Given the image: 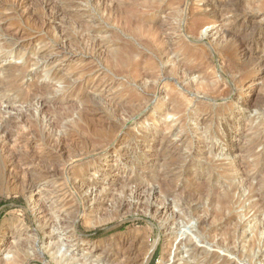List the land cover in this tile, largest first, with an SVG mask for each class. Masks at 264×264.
<instances>
[{"label": "rangeland", "instance_id": "rangeland-1", "mask_svg": "<svg viewBox=\"0 0 264 264\" xmlns=\"http://www.w3.org/2000/svg\"><path fill=\"white\" fill-rule=\"evenodd\" d=\"M223 1L0 0V144H2L0 146L2 149L0 150V236H2L3 223L12 222V226L8 227L6 244L2 245L0 242V251L3 252L4 257L9 251L15 252L17 244L22 241L27 243L24 244L27 258L25 263L21 264H66L58 261L59 255L51 249L50 244L56 240L63 244L68 257H74L68 264L82 262L104 264L102 260L104 256L108 255L114 260L119 250L118 241L127 239L128 243L131 242L136 246L132 258L137 259V264H140L139 260L143 258L149 245L155 243L156 250L149 264H172L174 261L175 264H205L206 259L209 258H212L214 264H264V206L258 203L260 200L258 196L252 195V188L263 185L260 182L264 181V13L252 10V4L257 3L258 0H239L238 3L241 5L236 3V0ZM243 1L246 4H243ZM248 4L253 12H248L250 10ZM212 6L216 10L215 18L210 15ZM240 6H243L242 10ZM246 16L251 17L248 22L249 29L244 30L240 26L234 28V18L244 20ZM199 19H202V22L196 31L195 25ZM253 27L258 29L256 35L250 31ZM228 29L232 30L235 39L225 33ZM166 40L171 41L172 55L164 51L163 45ZM183 46H189L194 53L205 51L206 58L194 62L196 65L201 63L206 65L205 67L202 65L203 72L187 75L184 70L178 68L179 61L184 57L181 50ZM246 47L252 52L253 58L250 63L243 54ZM171 68L177 69L178 72L168 80ZM153 73H155L154 79L150 76ZM183 73L185 76L181 79ZM207 80L216 86L215 93L211 96L198 88L201 82L207 83ZM168 83H175L179 85L178 88L187 87L185 91H188L186 94L191 102L186 107L185 121L181 118V114L165 113L170 101ZM150 84L155 86L153 91L148 89ZM39 88L49 99L44 106L37 105L35 101L30 103L28 98ZM81 95H85L84 100L88 99L85 105L79 101ZM116 105H119L118 110ZM83 107H88L87 112L90 111L83 112L81 109ZM27 109L31 112H28L30 116L27 115L24 120H19L18 115L23 111L26 112ZM80 114L84 117L79 118ZM210 115L214 118H211L214 120L213 123L204 124L203 121L209 119ZM88 119L91 122H88ZM50 123L56 125L47 127ZM94 129L97 130L98 135L94 134L96 132ZM100 132L106 133L103 136L99 135ZM64 133L72 135L70 136L72 145L69 144L70 140L65 144L69 146L70 155L73 157L68 153L57 157L50 145L58 135ZM6 134L8 135L5 136ZM112 135L115 139L110 142ZM2 139H6L3 140L5 143ZM90 141L95 142L94 145L88 144ZM122 141L124 143L120 146ZM13 143L17 145L16 148L11 147ZM91 147L93 151L90 150ZM99 148L104 149L105 152L101 153ZM81 149L83 152L80 151ZM173 151L177 157L193 159L196 163L186 170L178 169L184 172L182 180H179L183 190L188 191L194 187L195 182L192 180L194 176L197 181L213 182L218 191L220 187L221 192L223 185L233 183L235 187L231 208L226 214L233 219L224 222L227 216L218 210V205L213 209L209 208L210 213L213 210L214 214L212 218L208 216L207 229L213 227L218 229L211 233L205 232L206 238L199 237L193 240L199 249L195 257L192 255L193 243L187 240L195 231L196 220H192V224L187 223L186 218L181 217L182 207L180 205L176 207L173 198L161 192L158 184L151 180L156 172H166L162 167L163 157ZM9 152L14 154L16 152L18 156L15 154L14 157L25 160L19 161L15 158L19 163L29 162L37 156L42 166L48 165L53 170L56 168L55 171L63 169L66 162L78 165L77 160L88 158L82 162L89 164L88 170L84 176L82 175L83 177L74 178L73 183L77 186L88 184L94 186V191L90 190L88 193L91 194L90 197L95 196L96 193H100L99 195L114 193L118 197L123 190L121 186L126 181H135L146 186L142 188L139 196L133 192L134 195L124 198L127 203L133 202L130 209L122 211L124 216L120 219L124 222L115 219L107 223L91 225L87 215L91 214L90 206H93L94 202L90 200V203H83L82 210L85 213H81L76 222L77 242L71 241L70 232L64 229L63 221L61 224L60 219L59 231L56 230L55 237L51 239L48 234L51 229L42 222V214L38 206L32 205L28 199L27 195L30 193L21 192L20 184L15 189L16 193L14 190L8 192L12 187L5 174L11 156ZM81 152L84 154L82 155ZM73 153L80 158L75 157ZM88 154H94L93 158H89ZM41 159L46 160L45 163ZM175 167L179 165L175 164ZM261 168L263 173L259 172ZM196 170L200 173L194 174ZM209 170L213 171L215 177L208 174ZM18 175L22 180L21 171ZM169 176L171 177L172 174H168ZM62 178L63 176L57 174L51 178L37 176L38 181H35L38 183V188L32 193L39 198L40 191L50 192L65 184ZM70 183L68 185L71 186ZM261 188L264 191V187ZM127 189L125 188L124 191ZM76 197L73 195L67 199L68 208L73 201L76 202ZM262 200L264 201V198ZM199 201H193L191 206L197 205ZM138 202L142 203V206L133 207ZM161 202L164 205L169 204L170 207L165 211ZM203 208L201 206L199 209L203 210ZM200 215L204 217L202 212ZM174 217H176L175 221ZM225 223L227 225H224ZM237 227V232H234ZM63 230L66 231L65 234L62 233ZM257 231L261 233L257 234ZM179 233L184 235L180 237ZM177 234L180 238L176 241ZM211 238L212 241L208 240ZM181 239L185 241L180 244ZM173 242L180 247L172 255L177 254V256L172 260L170 256L163 262L165 254H168L167 249L172 250L170 244ZM115 263L120 264V260Z\"/></svg>", "mask_w": 264, "mask_h": 264}, {"label": "bare ground", "instance_id": "bare-ground-1", "mask_svg": "<svg viewBox=\"0 0 264 264\" xmlns=\"http://www.w3.org/2000/svg\"><path fill=\"white\" fill-rule=\"evenodd\" d=\"M22 1H24V0H22ZM129 1H131V0H129ZM187 1V0H186ZM210 1V0H209ZM223 1V0H222ZM230 1V0H229ZM13 2H15V1H13ZM214 2V1H213ZM224 2V1H223ZM228 2V1H227ZM231 2V1H230ZM238 2H240L239 0H236V3H238ZM16 3V2H15ZM22 2H20V4H21ZM211 3V2H210ZM235 3V2H234ZM243 4L245 3L246 4V2H242ZM19 4V3H18ZM25 4V3H24ZM224 4V3H223ZM229 4V3H228ZM227 4V5H228ZM239 4V3H238ZM237 4V5H238ZM17 5V4H16ZM43 5V4H42ZM186 5V4H185ZM188 5V4H187ZM204 5V4H203ZM212 5H213V3H212ZM218 5V4H217ZM239 5H241V3L239 4ZM238 5V6H239ZM15 6V5H14ZM19 6V5H18ZM21 6H22V4H21ZM26 6V5H25ZM208 6H210V5H208ZM222 6V5H221ZM237 6V7H238ZM243 6H245V5H243ZM242 6V7H243ZM24 7V6H23ZM161 7V6H160ZM205 7V6H204ZM234 7V6H233ZM232 7V8H233ZM236 7V8H237ZM241 7V6H240ZM242 7L240 8L241 10H242ZM252 7H253V9L252 10H258L257 12H259V11H261V12H263L264 13V0H258L257 1V3H254V4H252ZM252 7H250L249 6V4H248V9H250L248 12H253V11H251V8ZM18 8V7H17ZM22 8V7H21ZM219 8V7H218ZM228 8H230V7H228ZM231 8V9H232ZM246 8V7H245ZM185 9H186V7H185ZM198 9V8H197ZM214 9V10H213ZM235 9V8H234ZM28 10V9H27ZM186 10H188V9H186ZM204 10H205V8H204ZM215 8L212 6L211 7V13L212 14H210V15H212L213 16V18H215L214 16V13H215ZM239 11V10H238ZM116 12V11H115ZM120 12V11H119ZM233 13H234V11H232ZM23 13V12H22ZM188 13V12H187ZM187 13H185L186 15H187ZM222 12H219V14H221ZM25 14V13H24ZM126 14V13H125ZM217 15H219L218 13H216ZM262 15V14H261ZM183 16V15H182ZM208 16V15H207ZM120 17V16H119ZM219 17V16H218ZM181 18H183V17H181ZM185 18V17H184ZM251 17H249V16H246V18L244 19V20H237V17L236 18H234V28L235 27H237V26H240V27H243L244 28V30L246 29H249V24H248V22L251 20L250 19ZM181 20V19H180ZM202 19H199V20H197V22H196V25H195V30L197 31L198 29H199V25H201V21ZM178 21V20H177ZM44 22V21H43ZM179 22V21H178ZM155 23V22H154ZM180 23H181V21H180ZM233 23V22H232ZM134 24H135V22H134ZM145 24V23H144ZM148 24H150V23H148ZM152 24V23H151ZM159 24V23H158ZM153 25V24H152ZM160 25V24H159ZM194 25V24H193ZM155 26V25H154ZM164 26V25H163ZM184 26V25H183ZM191 26H192V23H191ZM160 27V26H159ZM233 27V26H232ZM185 28V27H184ZM177 29V28H176ZM179 29V28H178ZM232 29V28H231ZM160 30V29H159ZM234 30V29H233ZM236 30V29H235ZM161 31V30H160ZM164 31V30H163ZM251 33L253 34V35H256V33L258 32V29L256 28V27H253V28H251ZM249 31V32H250ZM178 32V31H177ZM180 32V31H179ZM185 32V31H184ZM239 32V31H238ZM165 33H167V32H165ZM225 33L228 35V36H230V37H232V38H234L235 37V35H233V33H232V30H230V29H228V30H226L225 31ZM255 33V34H254ZM260 34L262 33L261 32V30H260V32H259ZM168 34V33H167ZM182 34V33H181ZM185 34V33H184ZM184 34H182V35H184ZM242 34V33H241ZM153 35V34H152ZM165 35V34H164ZM176 35V34H175ZM174 35V36H175ZM189 35V34H188ZM246 35V34H245ZM226 36V35H225ZM237 36V35H236ZM249 36V35H248ZM182 37H184V36H182ZM189 37V36H188ZM191 37H192V35H191ZM194 37V36H193ZM241 37V36H240ZM239 37V38H240ZM246 37V36H245ZM244 37V38H245ZM226 39H227V37H225ZM229 38V37H228ZM2 39V38H1ZM171 39V38H170ZM174 39V38H173ZM224 39V38H223ZM235 39V38H234ZM233 39V40H234ZM237 39V38H236ZM3 40V39H2ZM185 40H186V38H185ZM220 40H222V39H220ZM238 40V39H237ZM222 42V41H221ZM229 42V41H228ZM237 42V41H236ZM241 42V41H240ZM218 43V42H217ZM246 43V42H245ZM13 44V43H12ZM17 44V43H16ZM190 44V43H189ZM8 45V44H7ZM151 45V44H150ZM248 45V44H247ZM11 46V45H10ZM238 46H239V44H238ZM243 46V45H242ZM4 47H5V45H4ZM163 47H164V51L165 52H167V53H169V54H171V53H173V48H172V44H171V41L170 40H166L165 41V43H164V45H163ZM156 48V47H155ZM249 48V47H248ZM182 51H183V55H184V57H183V59H181L180 61H179V66H178V68L179 69H181V70H184L183 72H185L187 75H192V74H196V72H203V69H202V65H204V67L206 66L204 63H201V64H198V65H196L194 62H195V60L197 61V60H199V59H201V60H204L205 58H206V53H205V51H200V52H198V53H194V52H191V48L189 47V46H183L182 47V49H181ZM204 50V49H203ZM163 52V51H162ZM245 56H246V59L248 60V62L250 63V62H252V52H251V50L250 49H247V47L245 48V50H244V53H243ZM164 55V54H163ZM172 55V54H171ZM170 55V56H171ZM163 57V56H162ZM174 60V59H173ZM176 60V59H175ZM246 61V60H245ZM176 62V61H175ZM174 64V63H173ZM177 64V63H176ZM229 68V67H228ZM161 69V68H160ZM140 71V70H139ZM122 72V71H121ZM143 72V71H142ZM177 69H174V68H171V70H170V72L168 73V80L170 79V77L172 76V75H176L177 74ZM207 72V71H206ZM228 72V71H227ZM55 73V72H54ZM180 73V72H179ZM185 73H183V75L182 76H180V78L181 79H183L184 78V74ZM181 74V73H180ZM112 75V74H111ZM115 75V74H114ZM151 76V78L152 79H154L155 78V73H153V74H151L150 75ZM148 76L146 75V78H147ZM174 77V76H173ZM188 76H186V78H187ZM55 78V77H54ZM57 78V77H56ZM144 78H145V76H144ZM162 78V77H161ZM120 79H122V78H120ZM174 79V78H173ZM67 80V79H66ZM110 80V79H109ZM188 80H189V78H188ZM192 80V79H191ZM161 81V80H160ZM159 81V82H160ZM173 81V80H172ZM185 81V80H184ZM169 82V81H168ZM179 82H180V79H179ZM183 82V81H182ZM139 83H140V81H139ZM193 83V82H192ZM182 84V83H181ZM187 84V83H186ZM69 85V84H68ZM73 85V84H72ZM134 85V84H133ZM142 85H144V84H142ZM155 85L157 86V84L155 83ZM63 86V85H62ZM167 86L170 88V90H169V95H170V98H169V107L166 109V114H170V113H174V114H181L182 116H181V118L185 121L186 120V107L188 106V104L191 102L190 101V99L188 98V96H187V94H186V91H185V88H187V87H185V88H178L179 87V85L177 86L175 83H168L167 84ZM135 87V86H134ZM154 84H150V87H148V89L150 90V91H153L154 90ZM223 87V86H222ZM38 88V87H37ZM141 88V87H140ZM161 88V87H160ZM198 88L199 89H202L203 90V92H206L205 94H208L209 96H211V95H213L215 92H214V90H215V88H216V86L214 85V84H212V83H210V80L208 81L207 80V83H204V82H201L200 83V85L198 86ZM82 89V88H81ZM80 89V90H81ZM135 89H137V87L135 88ZM163 89H164V87H163ZM29 90V89H28ZM27 90V91H28ZM38 91H36V93H33L30 97H28L29 98V100H30V103H35V102H37V105L39 104H41V105H43L44 106V104H46V103H48V100L49 99H47V97H45V95L43 94V93H41V91L42 90H40V88L39 89H37ZM141 90H142V88H141ZM159 90V89H158ZM196 90V89H195ZM223 90V89H222ZM67 91V90H66ZM142 92V91H141ZM156 92H157V90H156ZM159 92V91H158ZM188 92V91H187ZM82 93H85V92H82ZM143 94V93H142ZM146 94V93H145ZM160 94V93H159ZM159 94H158V96H159ZM191 95H192V93H190ZM199 94H201V93H199ZM203 94V93H202ZM77 95V94H76ZM90 95V94H89ZM150 95V94H149ZM204 95V94H203ZM85 96V95H84ZM84 96L83 95H81L80 97H79V101L81 102V104L82 105H85L87 102L86 101H88V99H85L84 100ZM148 96V95H147ZM200 96V95H199ZM205 96V95H204ZM208 96V97H209ZM90 97H91V95H90ZM149 97V96H148ZM162 97V96H161ZM190 97V96H189ZM194 98H195V96H194ZM213 98V97H212ZM153 99H155V98H153ZM220 99V98H219ZM108 100V99H107ZM149 100V99H148ZM35 101V102H34ZM90 101V100H89ZM210 101H211V99H210ZM50 102V101H49ZM71 102V101H70ZM93 102V101H92ZM114 102V101H113ZM153 102V101H152ZM194 102V101H193ZM208 102V101H207ZM29 103V104H30ZM73 103V102H72ZM94 103H96V102H94ZM107 103H110V102H107ZM136 103V102H135ZM150 103V102H149ZM206 103V102H205ZM204 103V104H205ZM217 103V102H216ZM263 103V102H262ZM52 104V103H51ZM55 104H56V102H55ZM80 104V103H79ZM103 104V103H102ZM113 104V103H112ZM123 104V103H122ZM142 104H144V103H142ZM166 104V103H165ZM40 105V106H41ZM49 105V104H48ZM70 105V104H69ZM68 105V106H69ZM76 105V104H75ZM89 105V104H88ZM87 105V106H88ZM104 105H105V102H104ZM115 105V104H114ZM113 105V106H114ZM167 105V104H166ZM209 105H211V104H209ZM215 105V104H214ZM224 105H226V104H223V106ZM30 106V105H29ZM100 106V105H99ZM107 106V105H106ZM109 106V105H108ZM135 106V105H134ZM216 106V105H215ZM252 106V105H251ZM105 107V106H104ZM120 107H123V106H120ZM219 107V106H218ZM221 107V106H220ZM27 108H28V106H27ZM68 108H70V107H68ZM87 108L88 107H83V108H81V109H83V112H84V110H86V112H87ZM106 108H108V107H106ZM118 108H119V105H116V109L118 110ZM124 108V107H123ZM136 108V107H135ZM37 109V108H36ZM116 109H114V110H116ZM121 109V108H120ZM119 109V110H120ZM128 109V108H127ZM223 109V108H222ZM38 110V109H37ZM89 110V109H88ZM94 110V109H93ZM108 110H112V108H108ZM143 110H144V108H143ZM217 110V109H216ZM224 110V109H223ZM90 111V110H89ZM88 111V112H89ZM100 111H102V110H100ZM126 111H128V110H126ZM126 111H124V112H126ZM129 111H131V110H129ZM28 112H30V110L29 109H27L26 110V112H22L20 115H18V116H20L19 117V120L20 119H23V118H27L26 116L28 115ZM35 112V111H34ZM38 112V111H37ZM41 112V111H40ZM39 112V113H40ZM44 112V111H43ZM87 112V113H88ZM97 112H98V110H97ZM112 112V111H111ZM114 112V111H113ZM132 112V111H131ZM140 112V111H139ZM211 112V111H210ZM17 113V112H16ZM31 113V112H30ZM77 113H80V112H77ZM116 113V112H115ZM128 113V112H127ZM126 113V114H127ZM15 114V113H14ZM19 114V113H18ZM44 114H46V113H44ZM91 114V113H90ZM125 114V113H124ZM198 114V113H197ZM212 115H213V113H211ZM13 115V114H12ZM17 115V114H16ZM85 115V114H84ZM112 115H113V113H112ZM129 115V114H128ZM134 115V114H133ZM199 115V114H198ZM11 116V115H10ZM9 116V117H10ZM28 116H30V115H28ZM79 116V115H78ZM77 116V117H78ZM81 116H83L82 114H80V117L79 118H81ZM162 116V115H161ZM202 116V115H201ZM223 116V115H222ZM12 117V116H11ZM17 117V116H16ZM46 117V116H45ZM51 117V116H50ZM84 117V116H83ZM163 117V116H162ZM38 118V117H37ZM75 118V117H74ZM211 118H213V117H211V115H210V118L209 119H206V120H204L203 122H204V124H212L213 123V119H211ZM17 119V118H16ZM42 119V118H41ZM49 119V118H48ZM84 119H86V117L84 118ZM83 119V120H84ZM90 119H92V118H90ZM114 119V118H113ZM120 119V118H119ZM125 119V118H124ZM130 119V118H129ZM128 119V120H129ZM199 119V118H198ZM19 120H17V121H19ZM24 120V119H23ZM40 120V119H39ZM45 120V119H44ZM81 121H82V119H80ZM89 120V119H88ZM94 120V119H93ZM131 120V119H130ZM182 120V121H183ZM26 121V120H25ZM53 121V120H52ZM52 121H51V123H52ZM116 121V120H115ZM114 121V122H115ZM122 121V120H121ZM9 122V121H8ZM24 122V121H23ZM42 122V121H41ZM46 122V121H45ZM45 122H44V124H45ZM83 122H85V121H83ZM88 122H91L90 120L88 121ZM93 122V121H92ZM100 122V121H99ZM105 122V121H104ZM154 122V121H153ZM19 123V122H18ZM47 124H48V122H46ZM49 124L47 127H54L53 125H56V124ZM94 123V122H93ZM157 123V122H156ZM87 124V123H86ZM92 124V123H91ZM198 124H199V122H198ZM231 124V123H230ZM9 125V124H8ZM68 126V125H67ZM77 126V125H76ZM88 126V125H87ZM92 126V125H91ZM94 126V125H93ZM96 126V125H95ZM103 126H105V125H103ZM108 126V125H107ZM154 126V125H153ZM162 126V125H161ZM185 126H186V123H185ZM202 126V125H201ZM228 126V125H227ZM46 127V128H47ZM70 127V126H69ZM68 127V128H69ZM82 127V126H81ZM6 128V127H5ZM4 128V129H5ZM72 128L73 129H75L73 126H72ZM91 128H93V127H91ZM109 128V127H108ZM108 128H107V130H108ZM116 128V127H115ZM173 128V127H172ZM7 129V128H6ZM55 129V128H54ZM104 129V128H103ZM102 129V130H103ZM110 129H112V128H110ZM124 129V128H123ZM162 129V128H161ZM175 129V128H174ZM227 129V128H226ZM264 129V128H263ZM69 131H71L70 129H68ZM77 130V129H76ZM95 130V129H94ZM93 130V131H94ZM101 130V129H100ZM100 130H98V131H100ZM105 130V129H104ZM115 130V129H114ZM121 130V129H120ZM126 130V129H125ZM153 130V129H152ZM29 131V130H28ZM48 131V130H47ZM75 131V130H74ZM79 131V130H78ZM92 131V132H93ZM96 132H94V134L95 135H98V132H97V130H95ZM2 132V131H1ZM6 132V131H5ZM5 132H3V133H5ZM8 132H9V130H8ZM7 132V133H8ZM53 132V131H52ZM61 132V131H60ZM59 132V133H60ZM128 132V131H127ZM155 132V131H154ZM164 132V131H163ZM177 132V131H176ZM184 132V131H183ZM222 132V131H221ZM47 133H49V132H47ZM62 133V132H61ZM70 133V132H69ZM79 133V132H78ZM82 133V132H81ZM105 133L106 132H100L99 133V135L100 134H102L103 136L105 135ZM114 133V132H113ZM126 133V132H125ZM148 133V132H147ZM152 133H153V131H152ZM215 133H216V131H215ZM263 133H264V131H263ZM43 134V133H42ZM209 134V133H208ZM8 134H6L5 136H7ZM49 135V134H48ZM81 135H83V134H80V136ZM84 135H85V133H84ZM95 135H93V136H95ZM109 135V134H108ZM107 135V136H108ZM146 135V134H145ZM151 135V134H150ZM181 135V134H180ZM215 135V134H214ZM4 136V135H3ZM2 135H1V137H3ZM4 136V137H5ZM9 136H10V133H9ZM8 136V137H9ZM70 136H72V135H70ZM70 136H69V134L68 133H64V134H60V135H58V137H57V139H55L54 141H53V143H49L50 145H51V147L53 148V150H55V154L57 155V157L58 156H61V155H64V153H68L69 155L71 154V152H70V150L68 149V147H67V145L65 144V143H67L68 142V140H70ZM92 136V135H91ZM217 136V135H216ZM262 136V135H261ZM13 137V136H12ZM17 137V136H16ZM116 137V136H115ZM182 137V136H181ZM184 137V136H183ZM192 137V136H191ZM219 137V136H218ZM263 137V136H262ZM261 137V138H262ZM11 138V137H10ZM82 138H83V136H82ZM103 138V137H102ZM117 138V137H116ZM152 138V137H151ZM12 139V138H11ZM11 139H9V140H11ZM17 139V138H16ZM45 139V138H44ZM75 139V138H74ZM86 139H87V137H86ZM85 139V140H86ZM115 138L113 137V135H112V137L109 139V141L111 142V141H113ZM3 140H6V139H2V141ZM85 140H83V141H85ZM88 140V139H87ZM103 140H105V139H103ZM227 140V139H226ZM226 140H224V141H226ZM1 141V142H2ZM13 141H15V139L13 138ZM52 141V140H51ZM74 141V140H73ZM80 141H81V139H80ZM89 141V140H88ZM115 141H117V140H115ZM183 141V140H182ZM4 143H5V141H3ZM6 142H8V141H6ZM10 142V141H9ZM12 142V141H11ZM49 142V141H48ZM77 142H79V141H77ZM47 143V142H46ZM71 143V145H72V142H71V140H70V142H69V144ZM94 143L95 142H91L90 141V143H88V144H90V145H94ZM108 143V142H107ZM124 142L122 141V143H120V146H122V144H123ZM48 144V145H49ZM80 144H81V142H80ZM87 144V143H86ZM87 144V145H88ZM111 144V143H110ZM226 144V143H225ZM2 144H0V146H1ZM5 145V144H4ZM14 145V146H13ZM13 145L11 146V147H15V143H13ZM20 145V144H19ZM26 145V144H25ZM83 145V144H82ZM171 145V144H170ZM169 145V146H170ZM184 145V144H183ZM17 146V145H16ZM26 146H29V144L28 145H26ZM46 146V145H45ZM77 145H75V147H76ZM84 146V145H83ZM100 146V145H99ZM102 146V145H101ZM114 146V145H113ZM119 146V147H120ZM232 146H234V144L232 145ZM236 146H238V145H236ZM263 146V145H262ZM4 147V146H3ZM10 147V148H11ZM78 147V146H77ZM88 147V146H87ZM86 146H85V148H87ZM90 147V146H89ZM16 148V147H15ZM72 148V147H71ZM74 148V147H73ZM80 148H82V147H80ZM84 148V147H83ZM117 148V147H116ZM164 148V147H163ZM180 148V147H179ZM229 148V147H228ZM6 149V148H5ZM12 149V148H11ZM78 149V148H77ZM100 149V148H99ZM0 150H2L1 148H0ZM4 150V149H3ZM8 150H9V148H8ZM13 150H15V149H13ZM75 150V149H74ZM74 150H72V151H74ZM85 150V149H84ZM90 150H92V147H91V149ZM101 150V153H103V152H105L104 151V149H100ZM100 150H98L97 149V151L98 152H100ZM135 150V149H134ZM151 150V149H150ZM212 150V149H211ZM6 151V150H5ZM16 151V150H15ZM24 151H26V150H24ZM27 151H28V149H27ZM80 151H82V149L80 150ZM93 151V150H92ZM117 151V150H116ZM155 151V150H154ZM177 151V150H176ZM214 151V150H213ZM230 151V150H229ZM14 152V151H13ZM10 153L11 154V156L9 157V159H8V157H6L7 159H8V167H6L7 168V173H5V174H7V178L6 179H8L9 180V184L12 186L11 187V190H9L8 192H10V191H15V189L16 188H18V186H19V184L21 185L20 186V191L21 192H23V193H25V194H27L28 192L30 193L29 195H27L28 196V199H29V201H30V203L32 204V205H37L38 206V210H39V212H40V214H42V222L43 223H45V225H46V227H48L49 229H51V230H49V232H48V234H49V238H53V237H55L54 235V232L57 230V231H59V228H58V225H59V219H60V221H61V224H62V221H63V226H64V229L65 230H69V232H70V237L72 238L71 239V241L72 242H77V226H76V222H77V220H78V218H79V216H80V214L81 213H85L83 210H82V208H83V203H88L90 200H92V202H94L92 205L93 206H90V213L91 214H89V215H87V219H88V221H89V223L91 224V225H98V224H103V223H107V222H109V221H112V220H115V219H119L120 220V222H124L123 221V219H120V218H122L123 216H124V213H122V211H124V209H130L129 207H131V205H132V203H127V201L125 202V200H124V198H126V196H129V197H131V195H134L133 194V192H135V194H138V196H139V194H140V191L142 192V188H144L145 186L143 185V184H138V183H136L135 181H126V183H124L122 186H121V188L123 189L122 190V192H121V195L120 196H118V197H116L117 195H115L114 193H103L102 195H99L100 193H96V195L95 196H93V197H90L91 196V194L89 195L88 193H89V191L91 190L92 192L94 191L93 189L95 188L94 186H92V185H79V186H77V184L75 185V183H73V179L74 178H77L78 176H84L85 175V172L88 170V168H89V164L87 163V164H85V163H82V162H84L83 160L84 159H88V158H80L79 156L77 157V156H75L74 155V153H73V155L75 156V157H77V158H80L79 160H77V162H78V165L76 164L75 165V163H67L66 162V164H65V166L63 167V169H60V171H55V169L56 168H54V170L52 169V168H49L48 167V165H47V167H44V166H42V162H40V160H38L39 158L36 156V157H34V158H32V159H30L31 161H29V162H24V163H19V162H17L16 160H15V158L16 157H14V155L16 154V152H15V154L14 153ZM21 152V151H20ZM70 152V153H69ZM77 152H79V150L77 151ZM76 152V153H77ZM83 152V151H82ZM81 152V153H82ZM86 152H87V150H86ZM90 152V151H89ZM159 152H160V150H159ZM2 153V152H1ZM8 153V154H9ZM23 153V152H22ZM25 153V152H24ZM27 153V152H26ZM50 153V152H49ZM9 154V155H10ZM29 154V153H28ZM84 153H82V155H83ZM97 154V153H96ZM100 154V153H99ZM148 154V153H147ZM217 154V153H216ZM5 155V154H4ZM17 155V154H16ZM51 155H53V153L51 154ZM78 155H79V153H78ZM81 155V154H80ZM89 155V154H88ZM94 155V154H93ZM93 155L92 154H90L89 155V158H93ZM18 156V155H17ZM67 156V155H66ZM71 156V155H70ZM87 156V155H86ZM98 156V155H97ZM193 156V155H192ZM19 157H20V155H19ZM71 157H73V156H71ZM74 157V158H75ZM159 157H161L160 155H159ZM29 158V157H28ZM47 158H48V156H47ZM61 158V157H60ZM99 158V157H98ZM206 158V157H205ZM16 159H18V157L16 158ZM21 159V158H20ZM71 158H69V160H70ZM19 160V159H18ZM21 160H23V159H21ZM21 160H19V161H21ZM42 160V159H41ZM61 160V159H60ZM75 160V159H74ZM23 161H25V160H23ZM22 161V162H23ZM42 161H44V160H42ZM46 161V160H45ZM45 161L43 162V163H45ZM52 161V160H51ZM94 161V160H93ZM92 161V162H93ZM160 161V160H159ZM70 162H71V160H70ZM76 162V163H77ZM98 162V161H97ZM41 163V164H40ZM198 163V162H197ZM260 163V162H259ZM175 164H178L179 165V167H175ZM45 165V164H44ZM54 165V164H53ZM191 165H196V163H195V161H193V159L191 160H187V158H179V157H177V154H175V151H173V152H170L169 154L167 153L166 155H165V157H163V163H162V167L163 168H165V170H166V172H161V173H159V172H153V173H155L152 177H151V180H152V182H155V183H157L158 184V186H159V190L161 191V192H163L165 195H167L168 197H171V198H173V201H174V204H176V207H179L178 205H180L181 207H182V209H181V211H182V218H186V220H187V223H190V224H192L191 223V221L192 220H196V223L197 224H195L194 225V228H195V231H194V233H192V235L190 236V238L188 237V242L190 241V242H192L193 243V247H192V255L195 257L196 255H197V250H199L198 249V245H197V243H194V239H196V238H206V234H205V232H213V231H216L217 229H218V227H213V228H210V229H207V219H208V216L209 217H211L213 214H214V211L212 210V212L210 213V211H209V208H214V206L215 205H218V210H220V211H222L223 213H225V216H227L226 214H227V212H229V210H230V208H231V198H232V194H233V191H234V184L233 183H231V184H229V185H227V186H225V185H223L222 187H223V189H222V192L220 191V187H219V191H218V189L216 188V186L215 185H213V182H210V181H197L196 179V177L194 176L193 177V181L195 182L194 183V187H192L191 189H188V191L187 190H183V187H182V185H179V180H182L181 178L183 177L182 175H183V173L184 172H182V171H178V169H188V167L189 166H191ZM99 166V165H98ZM61 167V166H60ZM159 167V166H158ZM234 167V166H233ZM3 169V168H2ZM4 169H5V166H4ZM139 169V168H138ZM137 170V169H136ZM159 170V169H158ZM19 171H21L22 172V176L21 177H23V178H21L22 180H20L19 179V175H21V174H19L18 175V172ZM90 171V170H89ZM102 171V170H101ZM263 171V169L261 168L260 170H259V172L261 173ZM195 172V173H194ZM193 173L194 174H198V173H200V171H194ZM172 174V176L170 177H168V174ZM188 173V172H187ZM263 173V172H262ZM61 175V176H63V180L65 181V184H62L61 186H58L56 189H52V190H50V192L48 191V192H44V191H40L39 192V198H36L35 196H34V194L32 193L34 190H36L37 188H38V183L36 182V181H38V180H36V177L37 176H39V177H41V178H51V176H53V175ZM208 174L210 175V176H214L215 177V175H214V173H213V171L212 170H209L208 171ZM206 175V174H205ZM82 176V177H83ZM88 176V175H87ZM60 177V176H59ZM148 177H150V176H148ZM147 177V178H148ZM220 178H222V177H220ZM40 179V178H39ZM201 179V178H200ZM36 180V181H35ZM191 180V179H190ZM58 181V180H57ZM122 181V180H121ZM138 181V180H137ZM185 181V180H184ZM249 181V180H248ZM71 182V183H70ZM113 182V181H112ZM219 182V181H218ZM53 183V182H52ZM71 184V186L70 185H68V184ZM247 183V182H246ZM260 183H263V185H259V187H254V188H252V195H254V196H258L259 198H260V200L258 201V203H260V204H263V206H264V201L262 200V198H264V191H262V188L261 187H264V181H262V182H260ZM84 184V183H83ZM110 184V183H109ZM118 184V183H117ZM215 184V183H214ZM248 184V183H247ZM114 186H116V185H114ZM220 186H221V184H220ZM48 187V186H47ZM60 187H62L61 189H60ZM109 187V186H108ZM221 187V188H222ZM110 188V187H109ZM108 188V189H109ZM115 188V187H114ZM125 188H128L127 189V191H124L125 190ZM239 189V188H238ZM19 191V190H18ZM19 191V192H20ZM104 191H106V190H104ZM111 191V190H110ZM8 192H6V193H8ZM17 191H15V193H16ZM36 192V191H35ZM97 192V191H96ZM114 192V191H113ZM22 193V194H23ZM3 194H5V193H3ZM11 194V193H10ZM73 195H76L77 197H76V199L78 200H76V202L74 203V201H73V204L71 205V207H69L68 208V201H67V199L70 197V196H73ZM94 195V194H93ZM2 196V195H1ZM133 197V196H132ZM136 197V196H135ZM157 197H158V195H157ZM166 196H164V198H165ZM74 198V197H73ZM91 198V199H90ZM138 198V197H137ZM159 198V197H158ZM163 198V197H162ZM171 198H169V199H171ZM70 199V198H69ZM235 199H236V197H235ZM198 200H200L199 201V203L197 204V205H195V206H191V203L193 202V201H195V202H198ZM28 201V202H29ZM143 201V200H142ZM167 201H169V200H167ZM171 201V200H170ZM252 201V200H251ZM166 202V201H165ZM201 202V203H200ZM90 203V202H89ZM135 203V202H134ZM162 203V202H161ZM170 203V202H169ZM257 203V204H258ZM163 204V203H162ZM81 205H82V207H81ZM90 205V204H89ZM148 205H149V203H148ZM164 205V204H163ZM250 205V204H249ZM138 206H142V203H140V202H138L137 204H134L133 205V207H138ZM154 206V205H153ZM201 206H203L204 208H203V210H200L199 208L201 207ZM144 207V206H143ZM168 207H170V205L169 204H165L164 205V207H163V209H165V211H166V208H168ZM175 207V206H174ZM139 208V207H138ZM148 208H149V206H148ZM132 209V208H131ZM147 209V208H146ZM162 209V210H163ZM151 210V209H150ZM158 210V209H157ZM127 211V210H126ZM131 211H133V209L131 210ZM146 211V210H145ZM160 211V210H159ZM38 212V213H39ZM157 212V211H156ZM155 212V213H156ZM201 212L204 214V217L202 216V215H200L201 214ZM244 212V211H243ZM164 213V212H163ZM126 214H127V212H126ZM175 214V213H174ZM177 214V213H176ZM173 215V214H172ZM174 216V215H173ZM177 216V215H176ZM175 218L176 217H174L173 219H174V221H175ZM212 218V217H211ZM178 219H180V218H178ZM233 219V217H231V216H227L225 219H224V222H230L231 220ZM164 220V219H163ZM239 220V219H238ZM41 221V220H40ZM168 221V220H167ZM119 222V223H120ZM177 222H179V220L177 221ZM223 222V221H222ZM223 222V223H224ZM233 222V221H232ZM235 222V221H234ZM264 222V221H263ZM12 223V222H11ZM11 223L9 222V221H5L4 223H3V228L1 229L2 231H1V233H2V236H0V242H1V244L2 245H4V244H6V239L8 238V235H9V229H8V227L9 226H12L11 225ZM18 223V222H17ZM118 223V224H119ZM166 223V222H165ZM193 223H195V222H193ZM262 223V222H261ZM17 225V224H16ZM224 225H227L226 223L224 224ZM262 225V224H261ZM176 226H177V224H176ZM213 226V225H212ZM263 226V225H262ZM166 227V226H165ZM14 228V227H13ZM63 228V227H62ZM61 228V229H62ZM233 228V227H232ZM246 228V227H245ZM258 228V227H257ZM249 229V228H248ZM260 229H261V227H260ZM65 230H63V232L62 233H64L65 234ZM237 230H238V227L236 228V229H234V232H237ZM45 231V230H44ZM141 231V230H140ZM176 231V230H175ZM174 231V232H175ZM180 231V230H179ZM61 232V231H60ZM171 232V231H170ZM233 232V231H232ZM168 233V232H167ZM224 233V232H223ZM257 234H259V233H261V232H259V231H257L256 232ZM130 234V233H129ZM128 234V235H129ZM171 234V233H170ZM196 234V235H195ZM121 235H122V233H121ZM133 235V234H132ZM179 235H181L180 237H182L184 234H181V233H179ZM218 235V234H217ZM223 235V234H222ZM248 235V234H247ZM60 236H63L62 234H60ZM175 236H177V237H175L176 239V241L177 240H179V238H178V234L177 235H175ZM119 237V236H118ZM128 237V236H127ZM168 237V236H167ZM172 237H174V236H171V238ZM68 238V237H67ZM237 238V237H236ZM35 239V238H34ZM114 239V238H113ZM129 239V238H128ZM131 239H132V237H131ZM228 239H230V238H228ZM17 240V239H16ZM24 240V239H23ZM37 240V239H36ZM115 240V239H114ZM119 240V239H118ZM183 240L184 239H181L180 241H179V243L181 244V243H183ZM208 240H210V241H212V238L211 239H208ZM19 241H21V240H19ZM116 241V240H115ZM170 241H172V240H170ZM185 241V240H184ZM186 241V242H187ZM216 241V240H215ZM219 241V240H218ZM27 242V241H26ZM36 242V241H35ZM209 242V241H208ZM104 243V242H103ZM106 243V242H105ZM136 243V242H135ZM174 243V242H173ZM170 244V246L172 247V250H174V251H172V250H170V249H167L168 251V254H165V256H164V260H163V262L165 261V260H168V258L170 257V260H172V258H175L176 256H177V254L175 255V256H172L173 254H174V252H175V250H177V249H180V247L179 246H176V244L174 243V244ZM185 243V242H184ZM206 243V242H205ZM24 244H27V243H24V242H22L21 241V243H18L17 244V246H16V248H15V252H11V251H9L7 254H6V257H4V255H3V252H1L0 251V264H21V263H23L24 261H25V259L27 258V255H25V251H24ZM31 244V243H30ZM75 244V243H74ZM139 244V243H138ZM214 244V243H213ZM219 244V243H218ZM253 244V243H252ZM264 244V243H263ZM1 245V246H2ZM32 245V244H31ZM185 245V244H184ZM230 245V244H229ZM35 246V245H34ZM50 246H51V249L52 250H54L55 251V254L56 255H59L57 258H58V261H63L64 263H66V264H68V263H70L69 261H72L73 259H74V257H68L67 256V251L66 250H64L63 249V244L61 243V242H56V240H54L53 242H52V244H50ZM98 246V245H97ZM138 246V245H137ZM150 247L147 249V252L144 254V256H143V258L141 259V260H139L140 261V264H149V262L151 261V259H152V257H153V255H154V253H155V250H156V246H157V244L155 243V244H152V245H149ZM181 246V245H180ZM107 247V246H106ZM116 247V246H115ZM114 247V248H115ZM126 247V248H125ZM135 245L133 244V243H128V240L126 239V241L124 240V239H121L120 241H118V252L115 254V259L114 260H112V259H110L111 257H109L108 255H105L104 256V258L102 259V260H104V264H117V263H115V261H117V260H120V264H137L138 263V261H137V259H135V257L134 258H132V255L135 253ZM147 247V246H146ZM232 248V247H231ZM8 249V248H7ZM27 249V248H26ZM104 249V248H103ZM113 249V248H112ZM226 249V248H225ZM224 250V249H223ZM6 251V250H5ZM225 251V250H224ZM250 251V250H249ZM51 252H53V251H51ZM100 252V251H99ZM102 252V251H101ZM184 252V251H183ZM227 252H228V250H227ZM238 252V251H237ZM69 254V253H68ZM71 254V253H70ZM185 254V253H184ZM200 254H201V252H200ZM9 255H11V257L9 256ZM72 255V254H71ZM102 255V254H101ZM104 255V254H103ZM179 255V254H178ZM108 256V257H107ZM134 256V255H133ZM182 256H183V254H182ZM251 256V255H250ZM76 257V256H75ZM210 257V256H209ZM78 258V257H77ZM86 258V257H85ZM121 258H123V259H121ZM206 258V257H205ZM203 260V259H202ZM78 261V260H77ZM79 261H81V259L79 260ZM85 261V260H84ZM87 261V260H86ZM85 261V262H86ZM174 261V260H173ZM89 262V261H88ZM162 262V263H163ZM177 262V261H176ZM202 262V261H201ZM25 263V262H24ZM72 263V262H71ZM76 263V262H75ZM79 263V262H78ZM83 263V262H82ZM81 263V264H82ZM119 263V262H118ZM170 263V262H169ZM189 263H191V262H189ZM204 263V262H203ZM77 264V263H76ZM84 264V263H83ZM94 264V263H93ZM100 264V263H99ZM172 264H175V261L172 263ZM202 264V263H201ZM205 264H214V261L212 260V258H209V259H206V261H205Z\"/></svg>", "mask_w": 264, "mask_h": 264}]
</instances>
